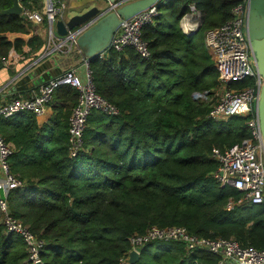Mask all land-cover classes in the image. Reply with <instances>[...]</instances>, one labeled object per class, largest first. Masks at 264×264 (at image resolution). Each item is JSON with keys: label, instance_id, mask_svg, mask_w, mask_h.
I'll use <instances>...</instances> for the list:
<instances>
[{"label": "trees", "instance_id": "obj_1", "mask_svg": "<svg viewBox=\"0 0 264 264\" xmlns=\"http://www.w3.org/2000/svg\"><path fill=\"white\" fill-rule=\"evenodd\" d=\"M12 2L0 0V9ZM235 2L164 0L153 23L143 27L148 58L128 46L91 59L96 92L118 112L93 109L73 156L68 127L74 87L54 91L53 113L42 125L27 110L0 118V134L14 145L11 171L23 181L9 193L11 212L44 241L43 264H129V237L151 226H182L198 237L264 248V202L235 204L240 194L219 185L210 154L213 146L249 136L247 116L215 120L207 115L208 103L192 98L217 83L203 35L229 18ZM190 3L201 20L186 34L178 21ZM45 47L37 25L22 14L0 13V57L34 59ZM215 262L206 253L186 252L181 243L153 241L134 264ZM0 264H30L24 242L1 220Z\"/></svg>", "mask_w": 264, "mask_h": 264}, {"label": "built area", "instance_id": "obj_2", "mask_svg": "<svg viewBox=\"0 0 264 264\" xmlns=\"http://www.w3.org/2000/svg\"><path fill=\"white\" fill-rule=\"evenodd\" d=\"M127 1L131 0H117L112 6L117 7ZM162 1L164 0H158L156 4L123 19L112 36L110 48L121 51L131 46L141 57L148 58L150 49L143 37V27L153 23L158 10L157 4ZM18 3L22 8L21 14L28 22L37 25L40 30H46L47 45L37 60L44 59L56 51L81 54L76 38L86 25L69 29L63 36L55 33V20L69 17L67 0H46L45 15L29 0L27 3L32 6L26 5L23 0H18ZM245 16L246 0H236L230 8L229 18L204 31L203 40L217 71V83L209 90L193 92L192 98L208 103L207 115L215 120L226 119L231 115L247 116V138L222 149L211 147L210 154L217 163L213 177L219 185H228L240 194L234 201L235 204L259 205L264 202V145L255 104L263 79L254 67L244 33ZM200 20L201 12L190 3L188 10L180 16L178 24L181 31L188 34L198 28ZM12 54L10 49L9 55ZM9 61L10 57H0V68L7 66ZM82 63V74L77 71V67H63L58 74L33 88L28 95L0 100V118L9 117L21 110H27L35 116L41 115L50 105L54 91L61 85H70L78 92L68 127L69 153L75 155L82 147L83 131L90 112L93 109L109 114L118 112L113 103L96 92L89 63L84 58ZM245 79H249V82L243 84ZM231 83L236 85L231 86ZM13 150L14 145L0 134V220L7 232L22 239L30 264H37L41 261L40 252L45 243L28 225L13 216L8 199L12 190L23 186V181L11 171L9 157ZM232 205L233 203L228 202L227 208ZM128 241L129 252L135 250L140 253L145 245L153 241H174L181 243L186 252L206 253L215 257L214 264H264V248L243 247L233 238L198 237L188 233L182 226H151L142 234L132 235Z\"/></svg>", "mask_w": 264, "mask_h": 264}, {"label": "water", "instance_id": "obj_3", "mask_svg": "<svg viewBox=\"0 0 264 264\" xmlns=\"http://www.w3.org/2000/svg\"><path fill=\"white\" fill-rule=\"evenodd\" d=\"M106 6L93 5L82 13L69 16L67 19H56L54 22L55 33L63 36L80 25H86L77 36L76 44L84 60L89 63L94 57L110 49V42L123 19L130 18L137 12L156 4L158 0H131L117 7L112 6L117 0H103ZM22 8L18 0H13L12 5L0 9V13L21 14ZM244 33L248 41L256 71L262 76L256 101V114L259 130L264 145V0H246V16ZM140 253L131 250L128 263L138 261ZM37 264H43L41 261Z\"/></svg>", "mask_w": 264, "mask_h": 264}, {"label": "crops", "instance_id": "obj_4", "mask_svg": "<svg viewBox=\"0 0 264 264\" xmlns=\"http://www.w3.org/2000/svg\"><path fill=\"white\" fill-rule=\"evenodd\" d=\"M100 6L105 7L106 2L103 1ZM75 55H79L80 58H75ZM31 57L21 58L12 63L9 61L7 66L0 68V100H6L11 96L28 95L33 88L58 74L63 67L74 66L80 74L83 73L84 67L80 65L83 57L80 53L65 54L56 51L44 59L37 60ZM52 113V106L49 105L41 115L35 116L38 124L46 122Z\"/></svg>", "mask_w": 264, "mask_h": 264}, {"label": "rangeland", "instance_id": "obj_5", "mask_svg": "<svg viewBox=\"0 0 264 264\" xmlns=\"http://www.w3.org/2000/svg\"><path fill=\"white\" fill-rule=\"evenodd\" d=\"M32 5L38 8L44 15L46 13V0H29ZM103 4V0H67L68 8H67V16H71L77 13H82L83 11L87 10L89 7L93 5H101ZM42 32L45 39L46 45L48 41V36L46 34V30H40ZM77 56V57H76ZM75 58L79 59V55H75ZM11 59V58H10ZM80 61V60H79ZM84 67V64H80Z\"/></svg>", "mask_w": 264, "mask_h": 264}]
</instances>
